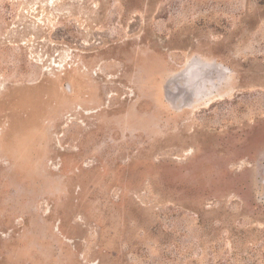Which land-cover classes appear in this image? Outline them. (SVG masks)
<instances>
[{"label": "rangeland", "instance_id": "374dc122", "mask_svg": "<svg viewBox=\"0 0 264 264\" xmlns=\"http://www.w3.org/2000/svg\"><path fill=\"white\" fill-rule=\"evenodd\" d=\"M0 264H264V0H0Z\"/></svg>", "mask_w": 264, "mask_h": 264}, {"label": "trees", "instance_id": "16d2710c", "mask_svg": "<svg viewBox=\"0 0 264 264\" xmlns=\"http://www.w3.org/2000/svg\"><path fill=\"white\" fill-rule=\"evenodd\" d=\"M170 98L173 100V95H170Z\"/></svg>", "mask_w": 264, "mask_h": 264}, {"label": "flooded vegetation", "instance_id": "af4514ba", "mask_svg": "<svg viewBox=\"0 0 264 264\" xmlns=\"http://www.w3.org/2000/svg\"><path fill=\"white\" fill-rule=\"evenodd\" d=\"M194 87H195V90L194 91L197 92L198 89L196 90V86H194Z\"/></svg>", "mask_w": 264, "mask_h": 264}]
</instances>
